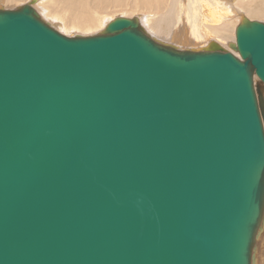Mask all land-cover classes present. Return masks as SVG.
Segmentation results:
<instances>
[{
  "label": "water",
  "instance_id": "obj_1",
  "mask_svg": "<svg viewBox=\"0 0 264 264\" xmlns=\"http://www.w3.org/2000/svg\"><path fill=\"white\" fill-rule=\"evenodd\" d=\"M36 2L0 7V264H256L264 20L182 49Z\"/></svg>",
  "mask_w": 264,
  "mask_h": 264
},
{
  "label": "bare ground",
  "instance_id": "obj_2",
  "mask_svg": "<svg viewBox=\"0 0 264 264\" xmlns=\"http://www.w3.org/2000/svg\"><path fill=\"white\" fill-rule=\"evenodd\" d=\"M245 1L249 0H222L220 2L221 5L216 4L212 6L208 4V0H52L46 5L43 3V0L40 4H37V0L33 7L37 10L42 9L41 13L39 10L38 12L46 21H51L50 23L62 24L66 28L78 27L85 30L104 27L105 24L107 25L112 20V14L104 11L105 8L111 6L117 8L125 7L130 9L131 12L138 11L140 16H137L144 27L148 26L147 31L158 40L160 38L157 36L161 35L168 38V41H160L181 46L185 49H203L208 47L212 40L217 41L215 39L205 41L211 35L222 38L227 36L228 32L234 31L235 41L233 42H236V28L240 24V21L247 16L244 13L249 14L250 16L248 17L252 18L260 10L256 8L258 10L256 12L250 6L241 5ZM252 1L262 3L261 0ZM30 2L31 0L26 3ZM36 4L40 6L38 7ZM236 6L242 8L243 11L240 12ZM144 21L147 25L143 23ZM153 33L158 35L156 36ZM217 42L220 43L219 41ZM196 44L201 45L184 47ZM229 44L230 42L227 43V47L221 45L225 49L230 50ZM235 53L239 56L238 52ZM262 230L264 232V228ZM262 232L259 235V239L262 236ZM258 256L259 248L257 246L256 264H260Z\"/></svg>",
  "mask_w": 264,
  "mask_h": 264
},
{
  "label": "rangeland",
  "instance_id": "obj_3",
  "mask_svg": "<svg viewBox=\"0 0 264 264\" xmlns=\"http://www.w3.org/2000/svg\"><path fill=\"white\" fill-rule=\"evenodd\" d=\"M27 1H29V0H0V7L1 8H6V9H14V8H18V7H21V6H23L24 4H26V2ZM42 0H38V2H37V4H40V2H41ZM52 0H43V3L46 5L48 2H51ZM217 2V3H216ZM220 2H222V0H208V4H211L212 6H214V5H216V4H218V5H221L220 4ZM261 2L263 3H260V2H251V0H249V1H245L244 2V4H241V5H243V6H250L252 9H254V11L256 10V12L258 11V14L256 15V16H253L251 19H256V20H261V21H263L264 20V0H261ZM258 3V4H257ZM36 4V5H37ZM259 4H260V6H259ZM254 5H256V6H254ZM38 7L40 6V5H37ZM37 7V8H38ZM237 8H238V10H240V12H242L243 11V9L242 8H239L238 6H236ZM259 7V8H258ZM116 8L117 7H113V6H111V7H107V8H105V10L104 11H108V13H111L112 14V16L113 17H111L112 19L113 18H115V17H118V16H127V17H133V15L134 16H140V13L138 12V11H136V12H131V10L130 9H128V8H125V7H118L117 8V10H116ZM122 8H124L123 10H121ZM258 10H257V9ZM107 9V10H106ZM112 9V10H111ZM39 11H40V13H41V10L40 9H38ZM127 10V11H126ZM129 10V11H128ZM129 13H131V14H129ZM147 13V12H146ZM145 13V14H146ZM155 13V12H154ZM261 13V14H260ZM245 15H247V16H250L249 14H247V13H244ZM238 15H240V14H238ZM137 16V17H138ZM234 16V15H233ZM45 19V18H44ZM240 21V20H239ZM51 22V21H50ZM57 23H59L58 21H57ZM145 25H147L146 24V22L144 21L143 22ZM239 23V22H238ZM51 25L53 24V23H50ZM53 25H55L54 27H56L57 29H59L61 32H63V33H65V34H67V35H77V33L79 34V35H91V34H98L97 32H100L105 26H106V24L104 25V27H96V28H94V29H88V30H85V29H80V28H78V27H73V28H66V27H64L62 24H53ZM238 25V24H237ZM146 28V30H147V28H148V26H146L145 27ZM149 32V31H148ZM76 33V34H75ZM90 33V34H89ZM153 34H155L156 36L158 35V34H156V33H153ZM150 35H152V34H150ZM153 37H154V35H152ZM157 37H159L160 38V40H166V41H168L167 39L168 38H166L165 36H161V35H159V36H157ZM235 32L234 31H230V32H228V34H227V36H225V37H222V38H219V37H216V36H213V35H211L209 38H207L205 41H210L211 39H215V40H217V41H219L222 45H224L225 47H227V43L228 42H233V41H235ZM155 38V37H154ZM218 38V39H217ZM155 39H157V38H155ZM158 40V39H157ZM160 40H158V41H160ZM171 41V40H170ZM160 42H163V41H160ZM163 43H166V42H163ZM179 43V42H178ZM177 43V44H178ZM205 43V42H204ZM204 43H201V44H204ZM166 44H171V43H166ZM180 44H184V43H180ZM201 44H196V45H190V46H184V47H192V46H198V45H201ZM171 45H174V44H171ZM179 45V44H178ZM184 45H187V44H184ZM175 46V45H174ZM177 47H179V48H182L181 46H177ZM182 49H185V48H182ZM200 49H202V48H200ZM229 49L230 50H232L230 47H229ZM196 50H198V49H196ZM258 80V79H257ZM260 237V236H259ZM259 237H258V242H257V245H258V248H259V256H258V262L260 263V264H264V232H262V236H261V238L259 239Z\"/></svg>",
  "mask_w": 264,
  "mask_h": 264
}]
</instances>
